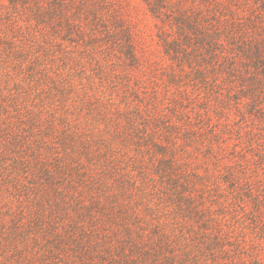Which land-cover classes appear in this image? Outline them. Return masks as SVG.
Instances as JSON below:
<instances>
[{
	"label": "trees",
	"instance_id": "obj_1",
	"mask_svg": "<svg viewBox=\"0 0 264 264\" xmlns=\"http://www.w3.org/2000/svg\"><path fill=\"white\" fill-rule=\"evenodd\" d=\"M259 125L264 0H0V264H258Z\"/></svg>",
	"mask_w": 264,
	"mask_h": 264
},
{
	"label": "rangeland",
	"instance_id": "obj_2",
	"mask_svg": "<svg viewBox=\"0 0 264 264\" xmlns=\"http://www.w3.org/2000/svg\"><path fill=\"white\" fill-rule=\"evenodd\" d=\"M147 41L150 42V38H147ZM152 45L154 46L153 42H152ZM260 127H261V125H259L258 131L255 130V132L259 133V135L256 136L258 138V145H259V146H257L258 149L255 151V153L256 152L258 153L257 155H261L262 151H264V128H262V130H260ZM252 163L255 164L256 166L261 165L260 167H257V169H256L257 174H255V175H259L257 177V179H263L264 175L262 176V174L264 173V162L262 164H258L259 161H257V158L253 157ZM250 167H253V165H251ZM262 168H263V170H262ZM250 208H252V205H250ZM242 216H243V214H242ZM248 222L249 221L245 217H243L241 219V225L238 228V234L241 232V238L239 235V239H242V237L245 236L246 241L248 240V245L245 247L244 250H247L248 254H250V252L254 253L257 257L256 259H257L258 264H264V239H254V234H252V231H254V230H252L253 225L247 226ZM241 242H242V240H241ZM243 257H244V260H248L247 263L252 264L251 262L253 259L250 258V260H249L247 255H245V254H243Z\"/></svg>",
	"mask_w": 264,
	"mask_h": 264
}]
</instances>
